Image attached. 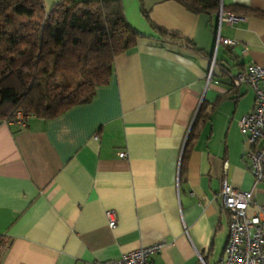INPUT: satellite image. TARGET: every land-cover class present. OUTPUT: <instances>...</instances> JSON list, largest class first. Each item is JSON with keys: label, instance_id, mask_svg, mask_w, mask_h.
Masks as SVG:
<instances>
[{"label": "crops", "instance_id": "1", "mask_svg": "<svg viewBox=\"0 0 264 264\" xmlns=\"http://www.w3.org/2000/svg\"><path fill=\"white\" fill-rule=\"evenodd\" d=\"M119 1L142 37L114 58L109 83L54 119L0 122V264H94L155 243L152 264H221L224 173L264 206V179L247 169L237 125L255 95L235 113L253 89L230 79L250 63L264 67V20L218 25L215 15L210 24L174 0ZM221 4L264 11V0ZM216 33L237 44L215 47ZM199 106L204 121L187 141Z\"/></svg>", "mask_w": 264, "mask_h": 264}, {"label": "trees", "instance_id": "2", "mask_svg": "<svg viewBox=\"0 0 264 264\" xmlns=\"http://www.w3.org/2000/svg\"><path fill=\"white\" fill-rule=\"evenodd\" d=\"M174 1L191 13L207 15L210 24L221 4ZM222 11L264 20V11L244 5H222ZM14 14L34 19L17 21ZM143 16L148 18L145 12ZM151 28L167 41L192 46ZM141 37L126 21L119 0H60L49 10L43 0H0V122L17 111L54 119L89 102L97 87L109 83L114 58L134 48ZM203 121L199 106L187 141Z\"/></svg>", "mask_w": 264, "mask_h": 264}, {"label": "built area", "instance_id": "3", "mask_svg": "<svg viewBox=\"0 0 264 264\" xmlns=\"http://www.w3.org/2000/svg\"><path fill=\"white\" fill-rule=\"evenodd\" d=\"M218 25L222 21L232 24L241 16L222 11V5L216 13ZM218 43L233 46L235 41L219 37L216 33L215 47ZM214 57L210 60L206 81L210 79ZM233 86L248 84L254 91V103L251 110L243 114L238 129L246 146L243 155L246 166L255 182L264 179V67L250 63L246 69L230 75ZM26 116L17 111L7 123L23 126ZM124 157V152L118 153ZM220 199L228 215L227 240L221 264H264V206L259 205L252 191L236 189L228 184L225 173L220 182ZM108 226L113 228L116 216L106 212ZM162 244L155 243L140 246L123 253L118 259L97 261L94 264H152V256L160 252Z\"/></svg>", "mask_w": 264, "mask_h": 264}, {"label": "rangeland", "instance_id": "4", "mask_svg": "<svg viewBox=\"0 0 264 264\" xmlns=\"http://www.w3.org/2000/svg\"><path fill=\"white\" fill-rule=\"evenodd\" d=\"M14 15H15L17 21H26L28 18L27 16H31V15H26V14H14ZM13 24H15V23L14 22L12 23L11 28L13 27ZM253 95H254L253 91L249 88L248 92L242 96L241 102L237 106L235 113L240 110L239 108H243V106H246V105L252 103Z\"/></svg>", "mask_w": 264, "mask_h": 264}]
</instances>
